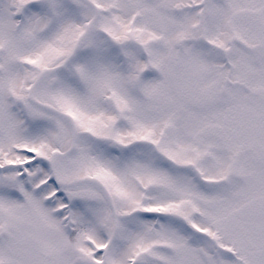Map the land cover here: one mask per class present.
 Here are the masks:
<instances>
[{
  "label": "snow or ice",
  "instance_id": "1",
  "mask_svg": "<svg viewBox=\"0 0 264 264\" xmlns=\"http://www.w3.org/2000/svg\"><path fill=\"white\" fill-rule=\"evenodd\" d=\"M0 264H264V0H0Z\"/></svg>",
  "mask_w": 264,
  "mask_h": 264
}]
</instances>
